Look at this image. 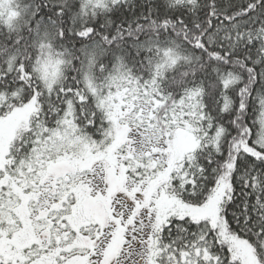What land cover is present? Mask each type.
<instances>
[{
  "label": "snow or ice",
  "instance_id": "6c2138e0",
  "mask_svg": "<svg viewBox=\"0 0 264 264\" xmlns=\"http://www.w3.org/2000/svg\"><path fill=\"white\" fill-rule=\"evenodd\" d=\"M0 264H264V0H0Z\"/></svg>",
  "mask_w": 264,
  "mask_h": 264
}]
</instances>
